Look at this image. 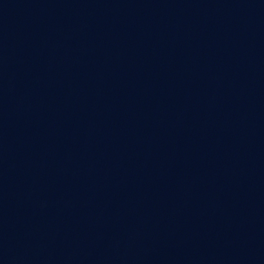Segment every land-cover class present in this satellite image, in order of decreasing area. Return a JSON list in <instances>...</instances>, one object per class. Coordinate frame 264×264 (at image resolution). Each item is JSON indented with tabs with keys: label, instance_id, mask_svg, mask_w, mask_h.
Returning <instances> with one entry per match:
<instances>
[{
	"label": "water",
	"instance_id": "water-1",
	"mask_svg": "<svg viewBox=\"0 0 264 264\" xmlns=\"http://www.w3.org/2000/svg\"><path fill=\"white\" fill-rule=\"evenodd\" d=\"M0 264H264V0H0Z\"/></svg>",
	"mask_w": 264,
	"mask_h": 264
}]
</instances>
